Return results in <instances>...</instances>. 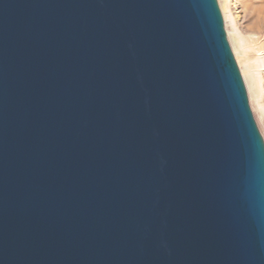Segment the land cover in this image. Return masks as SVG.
I'll return each mask as SVG.
<instances>
[{"label":"water","instance_id":"95a60500","mask_svg":"<svg viewBox=\"0 0 264 264\" xmlns=\"http://www.w3.org/2000/svg\"><path fill=\"white\" fill-rule=\"evenodd\" d=\"M0 264H264L217 0H0Z\"/></svg>","mask_w":264,"mask_h":264},{"label":"rangeland","instance_id":"374dc122","mask_svg":"<svg viewBox=\"0 0 264 264\" xmlns=\"http://www.w3.org/2000/svg\"><path fill=\"white\" fill-rule=\"evenodd\" d=\"M217 3L228 43L246 88L252 115L264 141V119L262 122L255 101L258 93V104L264 110V60L258 63L257 56L264 55V0H217ZM246 66L253 69L255 74L257 83L254 89L248 84Z\"/></svg>","mask_w":264,"mask_h":264},{"label":"bare ground","instance_id":"6f19581e","mask_svg":"<svg viewBox=\"0 0 264 264\" xmlns=\"http://www.w3.org/2000/svg\"><path fill=\"white\" fill-rule=\"evenodd\" d=\"M238 43V42H237ZM239 44H241V43H239ZM238 44V45H239ZM239 53V52H238ZM257 56H259V59H258V63H261L262 62V60H264V55L263 54H261V55H257ZM245 62V64H246V60L244 61ZM248 65V64H247ZM244 68V67H243ZM246 71H247V77H248V84H249V86H250V88H252V89H254L255 88V85H256V80H255V74H254V72H253V69H249L248 68V66H246ZM255 91V90H254ZM252 93H253V91H252ZM254 95V94H253ZM252 97V96H251ZM254 97V96H253ZM256 97V103H257V107H258V109H259V115H260V119H261V121L263 122V119H264V110H263V107L260 105V104H258V103H260L259 102V96H258V93H257V95L255 96ZM254 104V103H253ZM254 109H257V108H254ZM259 117V116H258ZM263 125H264V122H263Z\"/></svg>","mask_w":264,"mask_h":264}]
</instances>
